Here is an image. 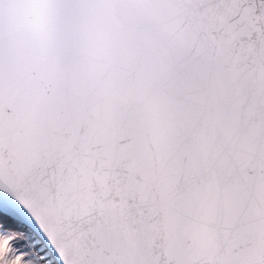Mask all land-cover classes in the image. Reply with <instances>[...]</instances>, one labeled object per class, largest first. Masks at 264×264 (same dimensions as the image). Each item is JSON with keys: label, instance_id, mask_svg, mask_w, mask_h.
Here are the masks:
<instances>
[{"label": "snow or ice", "instance_id": "1", "mask_svg": "<svg viewBox=\"0 0 264 264\" xmlns=\"http://www.w3.org/2000/svg\"><path fill=\"white\" fill-rule=\"evenodd\" d=\"M0 264H264V0H0Z\"/></svg>", "mask_w": 264, "mask_h": 264}]
</instances>
